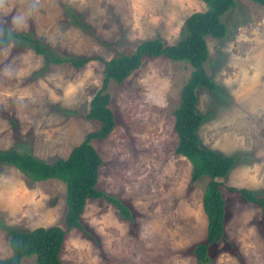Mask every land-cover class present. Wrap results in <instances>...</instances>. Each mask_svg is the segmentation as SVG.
I'll list each match as a JSON object with an SVG mask.
<instances>
[{
  "label": "rangeland",
  "instance_id": "374dc122",
  "mask_svg": "<svg viewBox=\"0 0 264 264\" xmlns=\"http://www.w3.org/2000/svg\"><path fill=\"white\" fill-rule=\"evenodd\" d=\"M224 38L207 37L206 70L216 90H196L201 145L237 160L218 178L226 201V239L204 264H264V207L230 187L264 193V7L235 0ZM203 0H0V151L25 150L48 162L69 156L100 122L87 116L103 83L104 61L144 40H179ZM20 34L52 55L39 53ZM92 58L81 67L53 58ZM192 71L188 62L145 58L125 81L108 85L116 125L92 141L103 160L97 187L120 197L132 218L105 199H88L82 228L67 231L62 264H200L206 239L208 175L192 182L191 162L176 153L174 111ZM66 186L34 181L0 163V258L10 231L66 228ZM21 264H37L35 256Z\"/></svg>",
  "mask_w": 264,
  "mask_h": 264
},
{
  "label": "trees",
  "instance_id": "16d2710c",
  "mask_svg": "<svg viewBox=\"0 0 264 264\" xmlns=\"http://www.w3.org/2000/svg\"><path fill=\"white\" fill-rule=\"evenodd\" d=\"M207 3L206 11L191 13L184 21L181 36L175 43L161 38H151L139 43L130 53H117L104 61L103 83L90 101L88 118L99 121L100 128L91 131L86 138L75 146L68 157L48 162L37 158L28 151L11 149L0 151V163L9 164L34 181L48 179L60 180L66 186V228L60 226L37 227L31 231H10L12 253L0 258V264H21L24 257L35 256L37 264H62L61 251L67 231L82 228V215L88 199H105L113 205L125 219L132 218L129 206L116 195L107 193L97 187L99 169L104 163L92 141L105 139L114 130L115 115L110 107L111 95L109 83L125 81L143 63L145 58L166 57L172 61L188 62L192 71L187 83L182 87L180 102L174 111L175 131L178 135L176 153L187 158L192 164L191 181L204 175L210 177L203 195V207L207 215V235L203 242L193 247L198 262L204 264L209 260L211 245L226 239L225 218L226 201L220 190L218 178L224 177L237 160L236 155H222L216 150L201 145L198 129L204 116L198 111L196 90L205 87L216 90V83L209 76L205 64L209 59L207 37L224 38L227 34L222 16L236 6L235 0H203ZM264 7V0H252ZM30 41L37 52L52 55L51 50L28 36L15 34ZM90 59L54 57L55 63L70 62L76 67L83 66ZM238 192L244 200L264 207V193L246 188L230 187ZM84 230V229H83ZM84 232L89 235L87 231Z\"/></svg>",
  "mask_w": 264,
  "mask_h": 264
}]
</instances>
